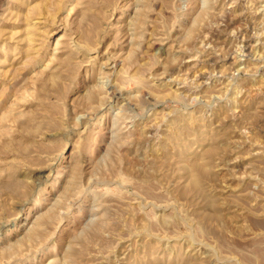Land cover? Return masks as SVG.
Masks as SVG:
<instances>
[{
	"label": "rangeland",
	"instance_id": "374dc122",
	"mask_svg": "<svg viewBox=\"0 0 264 264\" xmlns=\"http://www.w3.org/2000/svg\"><path fill=\"white\" fill-rule=\"evenodd\" d=\"M0 264H264V0H0Z\"/></svg>",
	"mask_w": 264,
	"mask_h": 264
},
{
	"label": "bare ground",
	"instance_id": "6f19581e",
	"mask_svg": "<svg viewBox=\"0 0 264 264\" xmlns=\"http://www.w3.org/2000/svg\"><path fill=\"white\" fill-rule=\"evenodd\" d=\"M238 69V68H237ZM185 79V78H184Z\"/></svg>",
	"mask_w": 264,
	"mask_h": 264
}]
</instances>
